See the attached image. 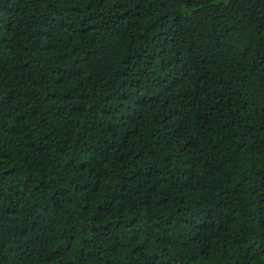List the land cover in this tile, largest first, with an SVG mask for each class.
<instances>
[{"label": "trees", "instance_id": "16d2710c", "mask_svg": "<svg viewBox=\"0 0 264 264\" xmlns=\"http://www.w3.org/2000/svg\"><path fill=\"white\" fill-rule=\"evenodd\" d=\"M0 264H264V0H0Z\"/></svg>", "mask_w": 264, "mask_h": 264}]
</instances>
